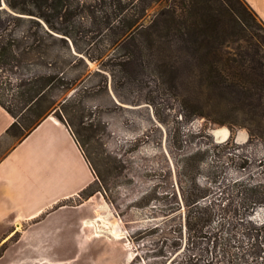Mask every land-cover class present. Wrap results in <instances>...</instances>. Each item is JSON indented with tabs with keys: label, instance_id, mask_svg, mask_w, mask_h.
Masks as SVG:
<instances>
[{
	"label": "rangeland",
	"instance_id": "obj_1",
	"mask_svg": "<svg viewBox=\"0 0 264 264\" xmlns=\"http://www.w3.org/2000/svg\"><path fill=\"white\" fill-rule=\"evenodd\" d=\"M100 10L65 24L53 13L62 32L35 17L51 37L30 21L33 16L0 0V40L14 45L0 56V100L19 111L37 88L43 99L34 119L73 120L96 177L82 197L107 205L108 222L100 220L104 240L85 246L75 242L64 253L65 263L207 264L215 256L221 264L223 251H247L241 233L247 221L233 215L234 206L224 210L229 200H223L232 194L234 180L264 177V88L250 98L252 106L243 107L246 114L209 102L193 83L175 81L143 37H138L140 46L115 43ZM158 10V5L150 7L141 23L148 24ZM259 19V25L249 24L244 31L236 28L224 47L264 79ZM245 117L248 126L242 124ZM222 130H228L227 138ZM184 181L211 193L205 202L214 205L216 221L202 235L188 230ZM243 218L263 223L264 208ZM223 219L225 236L218 234L214 241ZM118 227L119 234L114 232Z\"/></svg>",
	"mask_w": 264,
	"mask_h": 264
},
{
	"label": "trees",
	"instance_id": "obj_2",
	"mask_svg": "<svg viewBox=\"0 0 264 264\" xmlns=\"http://www.w3.org/2000/svg\"><path fill=\"white\" fill-rule=\"evenodd\" d=\"M93 2L96 4L92 5ZM7 3L13 10L33 16L30 21L51 37H55L54 34L36 18L43 19L52 30L62 32L64 30L57 28L54 22L53 13L57 14L60 23L65 24L71 23L76 16L93 13L95 8L101 7L100 11L106 14L105 28L114 32L115 43L120 42V46L132 43L140 46L137 43L141 41L138 37H143L142 40L154 48L160 65L169 67L175 81L193 83L196 91L209 102L231 105L232 110L239 113L246 114L248 110L243 107L252 106L250 98L260 96V91L264 88V79L258 78L253 67L245 65L244 60L228 56L224 47V40L231 32L235 33L236 28L244 31L249 24L259 25L256 20L259 19L258 16L245 0H7ZM153 5H158L159 10L148 24L141 23V19ZM131 15L133 18L129 17ZM260 23L264 26V22L260 20ZM36 36L37 33L35 39L38 40ZM12 46L14 45H5L3 39L0 40V56L8 55ZM187 51L188 56L185 55ZM28 95L27 103L19 111L0 100V104L15 118L10 131L20 132L24 136L29 135L48 117L34 119L40 112L37 107L42 103V92L36 88ZM245 118L242 124L248 126L246 124L250 119ZM64 123L70 127L84 151L80 129L71 119ZM248 128L252 136L256 135L251 127ZM84 154L92 166L85 151ZM190 182L182 183V194L188 207V230L194 236L202 235L216 221L214 205L205 202L211 194L208 189L202 191ZM93 184L81 191L78 197L64 204H79L87 200L82 195ZM232 187V194L224 196L223 201L230 202H227L224 210L234 206L233 215L236 218L241 217V222L247 221L241 233L248 240V249L238 252L223 251L225 257L221 264H264V222L243 218L264 208V177L236 179ZM78 198L83 199L76 202ZM233 200H237L236 204L231 202ZM224 220L215 228L214 241L218 240V234L219 239L224 235ZM208 232L211 233L210 230ZM3 250L4 248L0 251ZM215 258L218 257L208 258L207 264H217Z\"/></svg>",
	"mask_w": 264,
	"mask_h": 264
},
{
	"label": "crops",
	"instance_id": "obj_3",
	"mask_svg": "<svg viewBox=\"0 0 264 264\" xmlns=\"http://www.w3.org/2000/svg\"><path fill=\"white\" fill-rule=\"evenodd\" d=\"M245 1L264 22V0ZM14 122L0 104V264H70L71 246L104 240L107 205L64 204L95 182L94 170L66 123L48 116L24 136Z\"/></svg>",
	"mask_w": 264,
	"mask_h": 264
},
{
	"label": "bare ground",
	"instance_id": "obj_4",
	"mask_svg": "<svg viewBox=\"0 0 264 264\" xmlns=\"http://www.w3.org/2000/svg\"><path fill=\"white\" fill-rule=\"evenodd\" d=\"M221 134H223V138H227L228 137V130H222L221 131ZM217 135H219V134H217ZM115 233L117 232L118 234L121 232V230H120V228L118 227L117 229H116V231H114Z\"/></svg>",
	"mask_w": 264,
	"mask_h": 264
}]
</instances>
